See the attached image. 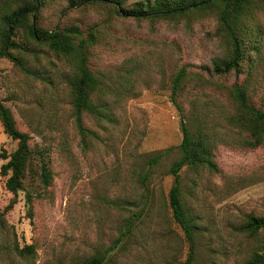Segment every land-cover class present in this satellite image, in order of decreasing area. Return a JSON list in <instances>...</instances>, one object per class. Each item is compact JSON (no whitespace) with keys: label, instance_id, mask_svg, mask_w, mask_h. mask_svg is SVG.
<instances>
[{"label":"rangeland","instance_id":"1","mask_svg":"<svg viewBox=\"0 0 264 264\" xmlns=\"http://www.w3.org/2000/svg\"><path fill=\"white\" fill-rule=\"evenodd\" d=\"M22 1L0 0V12ZM65 6L66 0H46L34 11H39L37 23L100 29L90 66L103 79V93L94 101L108 105L110 120L82 113V124L91 132H79L68 85L72 67L45 45L34 43L35 56L27 57L32 74L0 58V95L17 127L31 135L34 162L37 151L44 153L52 172L47 187L29 174L5 213L20 246L35 245L37 264L95 253L105 255V264H176L186 258L188 244L168 200L169 168L182 140L171 80L184 66V119L216 135L219 168L216 173L189 166L180 170L182 193L196 220L194 264H245L253 250L263 252V232L248 237L235 227L247 213L264 214V143L240 146V135L226 122L236 108L228 91L236 76L213 73L212 60L224 49L214 13L150 22L108 16L112 7L106 3ZM249 27L260 47L251 54L249 77L246 70L237 79L247 77L252 102L264 108V9ZM18 39H23L20 32ZM128 87L127 95L116 94ZM16 145L0 123V150L9 153ZM167 148L159 163L149 164L150 154ZM5 161L0 158V166ZM4 183L0 173L1 211L14 198Z\"/></svg>","mask_w":264,"mask_h":264},{"label":"trees","instance_id":"2","mask_svg":"<svg viewBox=\"0 0 264 264\" xmlns=\"http://www.w3.org/2000/svg\"><path fill=\"white\" fill-rule=\"evenodd\" d=\"M45 3L46 0H23L20 4L0 12V58L12 61L25 74L33 73L27 57L29 54L35 56L34 43L43 44L57 56L65 58L72 67L68 85L75 123L79 132L85 135L91 131L83 126L82 113L110 120L105 113L108 105L94 101L95 95L103 93V79L102 75L90 66L92 50L100 39V29L93 25L83 29L75 23H58L52 29L45 28L37 23L39 11L34 13L38 5L43 7ZM96 3H106L112 7L108 16L114 13L119 17H132L135 20L150 22H178L202 11H212L217 21L215 33L221 38L224 47L223 54L212 60L213 73H232L236 76V80L228 86L236 108L226 116V122L240 135L237 140L240 146L256 148L264 143V108L254 105L246 81L253 66L251 54L257 52L260 47L257 33L251 31L249 22L257 11L264 9V0H66L65 8ZM19 32L23 39H18ZM245 72L247 77L244 76L239 81L237 77ZM186 76L185 67H180L172 77L170 92L171 101L181 115L182 140L178 145L179 156L169 168L173 181L168 200L172 217L183 230L188 244L186 258L176 264H194L196 261V220L189 211L182 193L180 170L189 166L214 173L219 171L214 157L216 135L207 133L202 127L203 124L191 127L184 119L181 96L182 83ZM129 91L130 87L116 94L127 95ZM4 102L5 99L0 95V123L4 133L16 140L17 145L9 153L0 150V158L6 160L0 166V173L5 176V188L14 195L9 204L0 210V264H37L35 245L20 246L13 228L5 219V213L13 205L18 191L24 188L29 174L32 179L36 178L47 187L51 184L52 172L44 153L37 151L38 160L34 162L30 147L31 135L17 127L12 111ZM219 140L227 143L222 136ZM169 150L170 148H167L150 154L149 164L159 163ZM146 178L147 174H144L141 180ZM26 197L30 203L32 195L26 192ZM235 228L248 237L264 233V214L247 213ZM48 264H105V255L95 253L78 260L57 259ZM245 264H264V251L253 250Z\"/></svg>","mask_w":264,"mask_h":264}]
</instances>
